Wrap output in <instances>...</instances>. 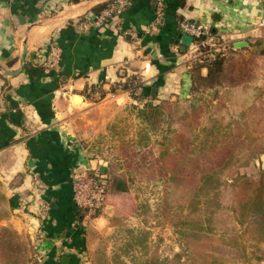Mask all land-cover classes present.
<instances>
[{
	"label": "crops",
	"instance_id": "crops-1",
	"mask_svg": "<svg viewBox=\"0 0 264 264\" xmlns=\"http://www.w3.org/2000/svg\"><path fill=\"white\" fill-rule=\"evenodd\" d=\"M109 1L0 0V189L9 209L1 223L28 237L40 264H87L88 228L102 216L74 205L73 176L96 168L82 139L108 134L111 108L140 121L125 83L137 78L145 101L190 96L189 67L200 57L181 50V21L208 26L227 57L264 41V0H161V14L157 0H124L101 20ZM23 47V68L4 74L19 67ZM112 153L104 161L122 160L116 145Z\"/></svg>",
	"mask_w": 264,
	"mask_h": 264
},
{
	"label": "rangeland",
	"instance_id": "rangeland-1",
	"mask_svg": "<svg viewBox=\"0 0 264 264\" xmlns=\"http://www.w3.org/2000/svg\"><path fill=\"white\" fill-rule=\"evenodd\" d=\"M226 78L228 84L235 87L242 83L249 85L257 108L232 113L227 111L209 113L207 108H204L199 119L194 123L193 129H190V133L186 136L190 141L191 156L203 161L206 156L212 155L216 149L220 148L222 141L228 136L236 135L238 141L243 142L250 137L248 145L251 144V146L236 145L232 155L235 161L242 162L245 155L251 153L253 156L246 165H238L236 173L254 176L264 168V41L256 43L249 56H232L227 64ZM191 96L206 104L209 100L211 101L212 90L197 89ZM203 106L210 107V105ZM130 110L123 107L111 108L109 121L105 125L108 134L92 129L88 131L87 138L82 139L87 141L86 146L92 158H99L94 171L98 174L104 173L108 181L105 207L97 212V215L102 216L99 219L98 228L91 225L88 228L92 240L90 254L85 259L87 264H142L144 261H150L151 264L154 261L165 264L177 253L181 255L180 261L183 264H192L193 261L187 259L189 256L184 244L186 242L192 244L191 248L193 247L195 252L206 254L213 246L216 250L224 252L229 262L236 259L237 253L230 248L231 239L228 235L219 232L222 228H212L211 234L208 233L212 235L210 236L212 238L205 236L208 239H204L202 237L205 234L200 233V237L194 236L187 241L184 239V232H186L184 205L180 209L179 201L175 202L168 195L171 186L170 175L164 168L157 167L159 164L153 163L152 178H146L149 173L145 176L139 175L143 169L136 166L138 159H141L137 155L139 149L145 147L147 151H153V154L145 155L147 159L155 161L154 159L159 156L157 143L171 142L172 134L169 131L173 126H170L166 122L167 118L164 117L157 125L150 127V131H145L144 124L137 115L140 121L134 119ZM152 115L155 119L160 117L154 112ZM143 130L147 136L145 140H141L144 148L139 142V135ZM114 145L118 147L119 154H122V160L104 161L103 158L107 156L111 159ZM101 158L103 161H100ZM128 163H131V167L127 166ZM111 164H113L112 168ZM149 169L146 171L150 172ZM224 177V181L227 179L230 181L228 177ZM118 181L126 182L125 191L115 189ZM206 195L204 194V198L198 201L195 200L200 203L204 217L206 208L212 205ZM223 218L226 220L227 227L232 224L235 226L233 219ZM91 221L92 219H87V225L95 223ZM0 226H2L1 221ZM237 229L240 241L245 244L244 227L239 225ZM19 234L24 236L30 246L31 255L27 264L37 262L33 245L28 237L23 233Z\"/></svg>",
	"mask_w": 264,
	"mask_h": 264
},
{
	"label": "trees",
	"instance_id": "trees-1",
	"mask_svg": "<svg viewBox=\"0 0 264 264\" xmlns=\"http://www.w3.org/2000/svg\"><path fill=\"white\" fill-rule=\"evenodd\" d=\"M70 1L76 3L80 0ZM106 4L95 9L101 10L108 6ZM203 50L205 48L200 49V51ZM230 59L232 57L218 53L211 61L204 59L193 61L189 67L190 96L183 101L178 99L145 101L141 92L136 93L134 89L130 91L134 102L132 107L144 124L145 131H150V127L157 125L164 117L167 118L166 122L173 126L169 131L172 134L171 142L157 143L159 156L154 159L155 161H150L151 159H147L145 156L149 153L150 155L153 154V151H147L144 144H141V140H145L147 136L146 133H143L144 130L140 133L139 142L144 149H139L137 154L141 159H138L136 166L143 169L139 175L145 176L149 173L146 178L151 179V173L154 170L153 163L159 164L157 167L164 168L170 175L171 186L168 195L175 202L179 201L180 209L184 205V229L186 231L184 232V239L186 241L194 236L200 237V233L205 234L202 237L204 239H208L205 236L212 238L210 237L212 235H208V233L211 234V229L222 228V230L219 229V232L228 235L231 239L230 248L237 253L236 259L229 262L224 252L216 250L213 246L210 247L208 253L202 254L195 252V249L191 248L192 244L186 242L184 244L187 248V256H189L187 259L193 261L192 264H264V168L254 176L238 175L236 173L237 166L246 165L253 155L251 153L244 154L245 157L242 162L235 161V157L232 155L236 145L239 147L251 146V144L248 145L250 137L243 142L240 139L238 141L236 135L228 136L222 141L221 147L216 149L212 155L206 156L203 161L191 156L190 141L186 138L204 108H207L209 113L225 111L232 113L244 112L247 109L254 110L257 106L249 85L242 83L235 87V85L228 84L226 68ZM202 69L206 70L204 74L201 72ZM197 89L212 90L211 101L209 100L205 104L202 100H195L191 95ZM203 105H210V107ZM153 112L160 117L155 119V116L152 115ZM128 164L129 167L131 163ZM112 165H110L111 168ZM148 168H150V172L146 171ZM223 175L228 177L230 181L228 179L224 181ZM100 176L105 183L107 192L106 175L101 173ZM117 184L116 190H126L125 181H118ZM204 194H207L206 198L212 204L211 207L206 208L205 217L202 215L204 211L200 203L195 202V200L204 198ZM8 216L7 199L0 189V221ZM223 217L233 219L236 227L234 224L227 227ZM239 225L244 227L245 244L240 241L237 229ZM226 246H228L227 243ZM30 251V246L23 235L10 225L0 226V264H27L31 255ZM180 258L181 255L177 253L172 260L165 264H183ZM142 264H151V262L144 261ZM152 264L161 263L154 261Z\"/></svg>",
	"mask_w": 264,
	"mask_h": 264
},
{
	"label": "built area",
	"instance_id": "built-area-1",
	"mask_svg": "<svg viewBox=\"0 0 264 264\" xmlns=\"http://www.w3.org/2000/svg\"><path fill=\"white\" fill-rule=\"evenodd\" d=\"M125 5L124 0H114L106 7L99 15L100 19H104L112 14H116L123 9ZM162 1L157 0V13L162 12ZM179 30L182 34L192 36V41L189 47L197 50L199 61H211L216 56V44L214 41V34L210 28L197 21L183 20L179 24ZM201 48L205 50L200 51ZM56 61V56L53 55L48 61H45L43 66L49 68ZM125 87L130 91L135 90L136 93L140 92V83L137 78L129 79L125 83ZM106 186L105 183L96 171L84 170L74 174L72 182V200L74 205L80 212L87 217L97 216L105 207L106 202ZM85 210V211H84ZM31 264H40L33 262Z\"/></svg>",
	"mask_w": 264,
	"mask_h": 264
},
{
	"label": "water",
	"instance_id": "water-1",
	"mask_svg": "<svg viewBox=\"0 0 264 264\" xmlns=\"http://www.w3.org/2000/svg\"><path fill=\"white\" fill-rule=\"evenodd\" d=\"M179 42L180 46H181V50H184L187 46L190 45L191 41H192V36L188 35V34H182L179 36ZM243 43H239L237 46H242ZM25 54H26V47L22 48V53L20 56V60H19V67L16 70H3L4 74L7 75H14L20 72V70L23 68L24 65V58H25ZM85 211V210H84Z\"/></svg>",
	"mask_w": 264,
	"mask_h": 264
},
{
	"label": "bare ground",
	"instance_id": "bare-ground-1",
	"mask_svg": "<svg viewBox=\"0 0 264 264\" xmlns=\"http://www.w3.org/2000/svg\"><path fill=\"white\" fill-rule=\"evenodd\" d=\"M76 103H79L80 101H81V99H79V98H76Z\"/></svg>",
	"mask_w": 264,
	"mask_h": 264
}]
</instances>
